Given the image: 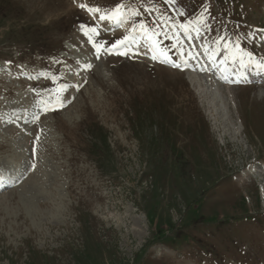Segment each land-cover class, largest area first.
Listing matches in <instances>:
<instances>
[{"label": "rangeland", "instance_id": "rangeland-1", "mask_svg": "<svg viewBox=\"0 0 264 264\" xmlns=\"http://www.w3.org/2000/svg\"><path fill=\"white\" fill-rule=\"evenodd\" d=\"M117 3L133 0H0V264H264V209L236 173L264 159V87L232 86L223 111L160 59L179 21L264 63V0H134L125 32L79 7ZM81 25L135 53L97 59Z\"/></svg>", "mask_w": 264, "mask_h": 264}, {"label": "bare ground", "instance_id": "bare-ground-1", "mask_svg": "<svg viewBox=\"0 0 264 264\" xmlns=\"http://www.w3.org/2000/svg\"><path fill=\"white\" fill-rule=\"evenodd\" d=\"M92 15V14H91ZM92 17L94 18V16L92 15ZM139 25L140 24H138L137 25V29L139 30ZM107 29H109V28H113V27H119V31H122V32H125V30H128L127 29V24L126 23H123V24H121V25H119V26H117V25H113V24H110V23H108L106 26H105ZM140 32V31H139ZM140 34H143V35H146V34H144V33H141L140 32ZM131 35V34H130ZM137 45V44H136ZM178 45V48H176V52H177V54H178V56H179V58H178V60H179V63L178 64H180L181 65V69H186V74H192V75H194L196 78H197V80H196V83L198 84V86L201 88V90H202V94H204V93H206V94H208V92H210L209 94H210V96H211V100H212V104H213V107L215 106V104H216V106H217V103L219 102V103H221V105H222V109H223V111H225L226 109V107H225V105H224V101H223V94H226L227 93V91H229L230 89H229V87L226 85V83L225 82H223L222 83V86H220V85H218V83H217V79H215V77H213V70H210V71H204V73L203 74H199L197 71H196V67L198 68V67H203V66H205V67H212L213 69H214V67H213V65H216V64H218V63H216L217 62V59H215V57L213 56V55H209V54H207L206 52H205V50L203 49V47H201V46H198V45H196L195 43L193 44L191 41H188L187 40V37H185V35L184 34H182V33H179V34H177V37H176V46ZM141 46L142 47H145L146 45L145 44H141ZM147 46H148V44H147ZM146 46V47H147ZM70 47V46H69ZM145 47V48H146ZM250 47V46H249ZM70 48H72V47H70ZM122 48L123 49H125L127 52H129L130 53V42L128 43V45H127V47H123L122 46ZM69 49V48H68ZM86 49V48H85ZM151 49L152 48H149V52L151 51ZM250 49V48H249ZM250 52H252V51H250ZM186 54L187 55V58H184V57H182V54ZM189 53L191 54V58H190V56H189ZM254 55V54H253ZM229 56V55H228ZM256 56V55H255ZM146 57L147 58H149L150 57V55H149V53L148 54H146ZM228 58V57H227ZM262 58V57H261ZM237 59V58H236ZM238 61L240 62V59H238ZM261 61H262V59H261ZM216 63V64H215ZM166 64H168V65H171L170 63H168V62H166ZM201 73V72H200ZM3 76L4 75H2L1 73H0V78L2 79L3 78ZM190 76V75H189ZM193 79V78H192ZM219 79V78H218ZM193 80H195V79H193ZM263 83V82H262ZM191 85H193L192 83H191ZM195 86V85H194ZM211 86L213 87V88H211ZM218 86H220L219 88H218ZM252 86V85H251ZM199 88V89H200ZM208 102V101H207ZM211 102V101H210ZM210 104H208V106H209ZM207 106V105H206ZM207 108V107H206ZM218 109H220V108H218ZM208 111V110H207ZM226 117L228 116V112H226L225 114H224ZM225 117V118H226ZM230 122V121H229ZM226 124V123H225ZM227 125V124H226ZM228 126V125H227ZM230 126H231V123H230ZM236 127V126H235ZM234 127V128H235ZM231 128H233V127H231ZM237 133V132H236ZM232 134H233V132H232ZM249 156V155H248ZM254 165V164H253ZM250 167V166H249ZM253 170H255L256 168H257V166L255 165V166H253ZM250 169V168H249ZM252 169V168H251ZM250 169V170H251ZM253 170H251V171H253ZM70 188V187H69ZM37 194L40 196V197H44L45 196V194H44V192L41 190V189H39L38 191H37ZM83 195V194H82ZM106 195V194H105ZM263 198V197H262ZM115 205V204H114ZM100 206V205H99ZM116 206V205H115ZM114 206V207H115ZM107 208V207H106ZM112 211V210H111ZM98 212V211H97ZM99 212H100V210H99ZM125 212V211H124ZM103 213V212H102ZM109 213V212H108ZM43 215H44V212L42 211V212H39L38 213V217H39V219H41V220H44V217H43ZM115 216L116 215H111L110 217H113V218H115ZM118 216V215H117ZM121 216V215H120ZM123 216V215H122ZM132 216H134V215H132ZM131 217V216H130ZM50 218V217H49ZM109 217H106V219H108ZM46 219V218H45ZM111 220V219H110ZM128 220V219H127ZM137 220V224L139 223V219H136ZM36 221H38V219H36ZM115 221H116V223H115V226L117 225V228H119V227H122V226H120L121 224H122V222L120 221V219L119 218H117L116 217V219H115ZM111 223H112V221H110ZM125 222V221H124ZM38 223V222H37ZM110 224V223H109ZM108 224V225H109ZM114 224V223H113ZM131 225V224H130ZM141 226V225H140ZM134 228V227H133ZM36 229V228H35ZM42 230V229H41ZM39 231H40V228H39ZM121 231V230H120ZM134 233V232H133ZM143 233V232H142ZM138 234V233H137Z\"/></svg>", "mask_w": 264, "mask_h": 264}, {"label": "snow or ice", "instance_id": "snow-or-ice-1", "mask_svg": "<svg viewBox=\"0 0 264 264\" xmlns=\"http://www.w3.org/2000/svg\"><path fill=\"white\" fill-rule=\"evenodd\" d=\"M79 7L81 9H86L89 13H91L93 16H95L97 13H99V21L102 22H108L110 24L113 25H121L123 23H125L127 20L130 19L131 16H138L139 12L137 11L136 7H135V3L133 0V3H130L127 5V7L124 4L121 3H117L115 8L110 10V11H102L99 7H90L87 6L85 4H80ZM205 11H207V9H205ZM181 27H184L183 25H181ZM80 30L82 32H84V34L86 36H88V40L89 42L92 44V47L95 49V54L97 59H99L101 52H106V53H111L113 50L117 49L118 47H127L128 43L131 42H135V37L132 35H125L122 39L117 40L115 43L112 44L111 48L105 47L103 42H100L98 40H95L94 37L99 35V31L97 27H93V26H86V25H81L80 26ZM133 32L137 31V28L135 26V24H133V28H132ZM139 31L141 33L146 34L145 32V26L143 24L139 25ZM264 31V30H262ZM240 52H243V49H239V45L235 46ZM153 51L155 52V49H153ZM121 55H126V52H121L119 53ZM244 55L248 56L249 58V63L251 64L252 61V54L251 53H244ZM189 56L191 58V54L189 53ZM153 59H157L156 55H153L152 57ZM234 59H236V57H233ZM240 61H241V65H243V56L239 57ZM166 62L170 63L173 67H181L180 64H177L175 61H172L170 58H168L166 60ZM258 68H260L261 70H264V63L261 64H257L256 65ZM87 67H91V65H87ZM68 86L67 85H60L59 89L56 92V96H57V103H60L62 106V101L59 100V95L60 92L66 90ZM35 167V165H33V168Z\"/></svg>", "mask_w": 264, "mask_h": 264}]
</instances>
